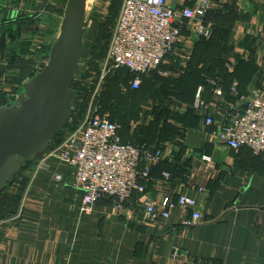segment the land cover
I'll return each instance as SVG.
<instances>
[{
  "label": "crops",
  "instance_id": "1",
  "mask_svg": "<svg viewBox=\"0 0 264 264\" xmlns=\"http://www.w3.org/2000/svg\"><path fill=\"white\" fill-rule=\"evenodd\" d=\"M198 1L169 0V4L180 12ZM209 3L206 21H220L230 9L239 24L232 30L243 31L244 24L246 32H253L250 24L261 12L258 26L263 30L264 0ZM32 4L36 1L0 0V107L14 102L22 85L47 63L58 32L53 17L45 38L36 34L30 43L23 40V20L39 16L33 11L39 7ZM182 34L167 68L178 82L184 79L191 86L187 92L193 101L205 78L222 80L226 102L233 105H242L255 85H264V71L257 73L264 67V33L257 39L255 56L237 64H225L222 49L219 61L208 60L206 51H200L207 46L196 42L188 28ZM212 37L213 30L209 40ZM39 38L47 49L42 60ZM203 98L208 104L215 101L209 88ZM190 107L191 112L184 109V131L176 141H152L148 132L137 133L136 140L149 142V149H161L163 158L151 168L149 179L140 181L143 193L134 192L121 205L101 198L82 214V196L72 187L67 166L49 160L47 167L38 168L36 158L24 170L27 182L19 213L0 222V264H264V156H253L246 149L230 151L209 135L204 115ZM56 173L62 174V182L54 181ZM180 195L197 200L201 219L196 226L186 225L192 211L178 206L168 218L146 216V200L160 203L169 198L176 203Z\"/></svg>",
  "mask_w": 264,
  "mask_h": 264
},
{
  "label": "built area",
  "instance_id": "2",
  "mask_svg": "<svg viewBox=\"0 0 264 264\" xmlns=\"http://www.w3.org/2000/svg\"><path fill=\"white\" fill-rule=\"evenodd\" d=\"M35 1L36 4L44 2ZM209 8V0H199L194 7L180 12L170 6L169 0H123L110 34L102 73L126 69L133 75L131 89L138 90L142 76L157 70L173 53L185 28L199 39L211 38L212 28L205 22ZM205 84L215 101L208 104L204 100L206 88L201 86L192 108L204 115L209 135L230 151L246 149L253 156H264V91L253 89L242 105H233L226 102L222 80L207 79ZM231 91L236 93V84ZM222 98L225 101L220 106ZM62 133L61 141L50 144L40 155L37 167H47L49 160L67 166L72 187L82 196V214H88L101 198L121 205L129 201L134 192L143 193L140 181L148 180L151 168L163 158L159 148L146 149L143 145L124 143L116 124L90 113L76 130ZM204 160L209 162V158ZM53 179L62 182L63 176L56 173ZM174 206L192 211L186 225L199 223L197 200L189 196H178L176 203L169 198L160 203L151 200L144 203L145 214L150 219L168 218Z\"/></svg>",
  "mask_w": 264,
  "mask_h": 264
},
{
  "label": "rangeland",
  "instance_id": "3",
  "mask_svg": "<svg viewBox=\"0 0 264 264\" xmlns=\"http://www.w3.org/2000/svg\"><path fill=\"white\" fill-rule=\"evenodd\" d=\"M66 1L44 0L40 5L39 3L35 4L33 7L39 5V8L37 7L38 9H33V11L39 13V16L34 20H23V25H21L23 40L30 43L31 38L36 37V34H40V36L44 34L45 38L46 31L51 28V18L53 17L56 19V26H59ZM233 1L229 0L230 5ZM122 3L123 0H88L85 46L80 76L74 80L71 86L75 92V100L66 124L67 129L76 130L83 123L86 115L90 113L105 117L116 124L120 135L126 141H134L137 133L140 132H148L153 137L152 141H176L184 131L182 127L184 109L187 112L192 111L190 104L193 95L191 91L188 94L187 89L191 90V86H188L184 79L178 82L169 73L167 62L171 57L165 60L164 65L143 78L142 88L138 93L129 91L126 71L113 70L107 74L102 73L110 34ZM241 8L243 9L244 5ZM224 12L226 14L222 15L220 21L205 20L213 30V38L202 43L207 47H202L200 51H206L208 60L219 61V53L222 49V60L225 64L230 62L237 64L246 59L251 60L255 56L253 50L259 43L257 39L264 33V27L259 31L260 26H258L259 23L261 24L263 14L260 12L255 15L254 23L250 24L255 27L253 32H246L244 24L242 25L243 31L232 30L237 24L233 20L234 14L230 9ZM215 25H218V28ZM238 26L239 24L236 27ZM193 39L197 42L199 37L195 36ZM38 40H40V49L38 50L42 53L40 54L42 60L47 49L42 44L45 41L40 38ZM261 50L264 59V47ZM263 71L264 67L257 68V73L262 74ZM262 82L264 83V80ZM253 89L264 91V85H255L251 90ZM101 95L107 96V98L98 107ZM14 102L10 101L9 103L13 104ZM21 172L22 175H19ZM26 182V176L23 175V171H20L0 193V222L6 218H15L14 214L19 213Z\"/></svg>",
  "mask_w": 264,
  "mask_h": 264
},
{
  "label": "water",
  "instance_id": "4",
  "mask_svg": "<svg viewBox=\"0 0 264 264\" xmlns=\"http://www.w3.org/2000/svg\"><path fill=\"white\" fill-rule=\"evenodd\" d=\"M88 0H67L48 61L22 85L14 104L0 107V193L27 163L60 136L80 76Z\"/></svg>",
  "mask_w": 264,
  "mask_h": 264
},
{
  "label": "trees",
  "instance_id": "5",
  "mask_svg": "<svg viewBox=\"0 0 264 264\" xmlns=\"http://www.w3.org/2000/svg\"><path fill=\"white\" fill-rule=\"evenodd\" d=\"M213 38V37H212ZM210 41V40H209ZM205 42H208V41H206V40H204V39H199V43H205ZM49 50V49H48ZM119 70H124V71H126V73H127V75H128V89H129V91H131V92H133V93H138L140 90H141V88H142V84H143V78L146 76V75H143L142 76V78H141V86L139 87V89L138 90H133V89H131V81L133 80V75L128 71V70H126V69H119ZM149 74V73H148ZM227 76V75H226ZM225 77V76H224ZM206 79V78H205ZM203 80V82H202V84L201 85H203L205 88H206V91L208 90V87H206V80ZM72 88V87H71ZM198 89V88H197ZM197 91V90H196ZM106 98H107V96L106 97H103L102 95H101V97L99 98V103H98V107H100L101 106V103H103L105 100H106ZM75 100V99H74ZM193 104V98H192V102H191V105ZM7 105V104H6ZM6 105H2L1 107H3V106H6ZM72 111V110H71ZM69 120V119H68ZM66 128H64V131L63 132H66V130H68L67 132H69V131H72V130H74V129H67V126H65ZM62 135H60V136H58L56 139H55V141L54 142H52L51 143V146L52 145H56L58 142H60L61 141V137ZM119 136L121 137V140L124 142V143H130V144H136V145H143V146H145V148L147 149H149L151 146H150V144H149V142H147L146 140H134V141H126V140H124V138L120 135V133H119ZM38 157H40V156H38ZM37 157V158H38ZM30 163H27L26 164V166H25V168L24 169H22L21 171H23V174H24V170L26 169V167L29 165ZM18 175V174H17ZM19 175H22V172L19 174ZM12 181V180H11ZM10 181V182H11ZM9 183V182H8ZM7 183V184H8ZM6 184V185H7ZM5 185V186H6ZM16 214V213H15Z\"/></svg>",
  "mask_w": 264,
  "mask_h": 264
}]
</instances>
